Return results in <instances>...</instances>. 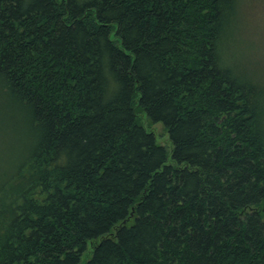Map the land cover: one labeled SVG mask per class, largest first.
Returning a JSON list of instances; mask_svg holds the SVG:
<instances>
[{
    "label": "trees",
    "instance_id": "trees-1",
    "mask_svg": "<svg viewBox=\"0 0 264 264\" xmlns=\"http://www.w3.org/2000/svg\"><path fill=\"white\" fill-rule=\"evenodd\" d=\"M239 8L0 0V264H264V81L223 59Z\"/></svg>",
    "mask_w": 264,
    "mask_h": 264
},
{
    "label": "rangeland",
    "instance_id": "rangeland-1",
    "mask_svg": "<svg viewBox=\"0 0 264 264\" xmlns=\"http://www.w3.org/2000/svg\"><path fill=\"white\" fill-rule=\"evenodd\" d=\"M256 7L249 5L248 0H240L239 13L236 18V27L234 32L233 47L225 49L223 57L226 64H231L229 60L236 59L245 66H259L264 62V35H260L253 29L252 21L256 16ZM232 34L227 30L228 34ZM228 42V41H227ZM264 81V76L257 74ZM147 130L155 131L161 142L167 145V135L160 124L151 125L144 120ZM18 137H13L11 133H0V175L8 168L9 159L17 158L20 151V143Z\"/></svg>",
    "mask_w": 264,
    "mask_h": 264
},
{
    "label": "clouds",
    "instance_id": "clouds-1",
    "mask_svg": "<svg viewBox=\"0 0 264 264\" xmlns=\"http://www.w3.org/2000/svg\"><path fill=\"white\" fill-rule=\"evenodd\" d=\"M249 5H254L257 9L255 19L252 21L253 29L260 35H264V0H248ZM245 73L253 79V83H257L254 77L259 74L264 76V62L257 67L255 65L244 66ZM239 71H241L239 69ZM242 72V71H241ZM261 87H264V82H259Z\"/></svg>",
    "mask_w": 264,
    "mask_h": 264
}]
</instances>
